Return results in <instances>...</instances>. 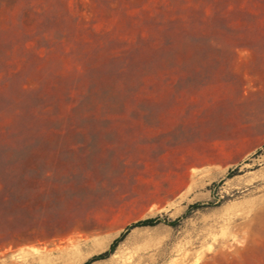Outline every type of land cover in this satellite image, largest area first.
<instances>
[{
    "label": "rangeland",
    "instance_id": "1",
    "mask_svg": "<svg viewBox=\"0 0 264 264\" xmlns=\"http://www.w3.org/2000/svg\"><path fill=\"white\" fill-rule=\"evenodd\" d=\"M156 217L92 264H264V0H0V264Z\"/></svg>",
    "mask_w": 264,
    "mask_h": 264
},
{
    "label": "trees",
    "instance_id": "2",
    "mask_svg": "<svg viewBox=\"0 0 264 264\" xmlns=\"http://www.w3.org/2000/svg\"><path fill=\"white\" fill-rule=\"evenodd\" d=\"M193 207L198 208V207H200V204H196ZM177 223H178V221H171V220H168L167 218H161V217L149 218L146 220L136 222V223L132 224L130 227H128L127 232L122 234V236L113 243L110 251L106 252L105 254L93 257L92 259L87 261L85 264H92V262L99 260V259H103L104 257H107L108 255H110L115 250L118 243L120 241H122L124 239V237L126 236V234L128 232H130L131 230H134L136 228H143V227H154V226H157L159 224H165L168 226H176Z\"/></svg>",
    "mask_w": 264,
    "mask_h": 264
}]
</instances>
